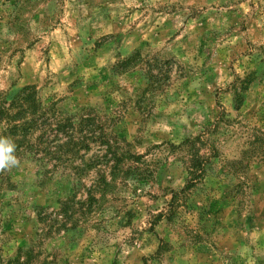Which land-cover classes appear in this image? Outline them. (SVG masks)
<instances>
[{
  "label": "rangeland",
  "instance_id": "1",
  "mask_svg": "<svg viewBox=\"0 0 264 264\" xmlns=\"http://www.w3.org/2000/svg\"><path fill=\"white\" fill-rule=\"evenodd\" d=\"M26 86L95 138L0 169V264H264V0H0V97Z\"/></svg>",
  "mask_w": 264,
  "mask_h": 264
},
{
  "label": "trees",
  "instance_id": "2",
  "mask_svg": "<svg viewBox=\"0 0 264 264\" xmlns=\"http://www.w3.org/2000/svg\"><path fill=\"white\" fill-rule=\"evenodd\" d=\"M129 60H130L129 58L123 59L120 63H118L117 66L126 64L127 62H129ZM0 100H1L0 121L1 122L4 121L5 124L7 125L6 130L8 131V134H13V137L11 139L16 144L15 154L17 155L19 151H21V153L31 154L34 152V150L37 149V151H35V154H37L39 151H45L46 153L45 155H41V159L43 158L45 159L47 157H50L49 159H51V156L52 157L56 156L57 162H64L65 159L62 158L63 155L61 156V154H55L53 152L55 149L60 150L61 148H64L66 144H70V145H77V151H79L81 148H85V149L88 148L87 144H85L86 142H89L90 140L94 141L95 130L93 128L89 129L90 128L89 126L87 127L88 123L89 125L94 124L92 123L94 117L90 118L89 116H81V118L78 119L80 128H82L83 124L86 122L82 130L84 129L85 131L86 127L88 130L85 132V134L83 135L80 134V137H78L77 139V137L74 136L75 124L72 121L69 120L67 122H63L61 121L59 116L52 117L55 114V110H57V105H59V102L58 101L54 102L52 106L49 108V110H45L42 107V105L38 102L36 97V91L33 86L24 87L10 103L6 100V98L3 99V97H0ZM19 100H23L24 102L28 101L29 107L25 108L24 111L21 109L20 113L23 114L12 115L11 113H9L10 107H12L13 104L17 103ZM26 110H29L30 113L26 112ZM25 114L26 115L30 114L31 115L29 116L30 118L29 117L27 118ZM99 127L101 128L102 126ZM38 129H41L44 131V133H48V134L53 130H55V137L52 140H49L48 142H45L44 138L43 139L40 138L39 140L35 139L32 141V139H30V136L35 130ZM5 132L4 134H2V136H5ZM63 132L68 137L66 140H62L61 134ZM45 144H47L48 146L44 147ZM38 145L42 146L43 149H41ZM108 145L109 147H111L109 143ZM50 146L55 147L53 151L50 150ZM35 154L33 153V156H35ZM62 154H66V153H62ZM71 160H72L71 157H69L67 158L66 162H69ZM84 165L88 166L86 161H84ZM196 170L195 167H192L190 172V175L192 176L190 179H188L184 188H182L181 191H177L173 193L172 203H170L171 206L174 205V202L179 198V196H181V194L185 193L188 189H191L193 187L194 180L197 179L199 175L203 173V171H196ZM87 198H88L87 200H93L94 196L90 192V194L88 193ZM38 215L39 218L42 219L41 212ZM55 217L57 218V213ZM161 217L163 216L159 215L158 219H160Z\"/></svg>",
  "mask_w": 264,
  "mask_h": 264
},
{
  "label": "clouds",
  "instance_id": "3",
  "mask_svg": "<svg viewBox=\"0 0 264 264\" xmlns=\"http://www.w3.org/2000/svg\"><path fill=\"white\" fill-rule=\"evenodd\" d=\"M16 144L7 136H0V169L12 168L18 165Z\"/></svg>",
  "mask_w": 264,
  "mask_h": 264
}]
</instances>
